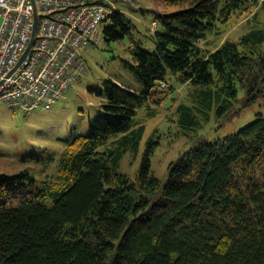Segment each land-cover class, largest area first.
<instances>
[{"label":"trees","instance_id":"obj_1","mask_svg":"<svg viewBox=\"0 0 264 264\" xmlns=\"http://www.w3.org/2000/svg\"><path fill=\"white\" fill-rule=\"evenodd\" d=\"M158 1L162 10L140 9L152 13L156 33H139L120 9L102 29L104 44L141 35L128 65L144 89L112 79L90 87L102 105L88 133L67 140L60 158H25L44 160L43 180L29 169L0 174V264H264V113L233 135L196 138L170 164L165 183L152 172L160 139L146 138L138 119L145 107L173 106V85L158 89L170 79L192 88L176 109L185 131L204 128L212 114L239 113L241 100L246 108L264 99V29L215 50L198 44L253 14L260 0ZM145 138L132 179L121 163Z\"/></svg>","mask_w":264,"mask_h":264},{"label":"rangeland","instance_id":"obj_2","mask_svg":"<svg viewBox=\"0 0 264 264\" xmlns=\"http://www.w3.org/2000/svg\"><path fill=\"white\" fill-rule=\"evenodd\" d=\"M264 0L253 14L240 19H234L226 25H220L219 35H210L198 44L207 49L215 50L227 40H238L242 35L253 29H264ZM118 9L125 8L128 15L136 22L141 33H156L159 24H153L152 13L142 15L140 9L162 10L163 4L158 0H132V2H119ZM134 8L136 10H131ZM138 32V31H137ZM138 33L128 36L124 40L105 43L91 48L84 53L85 72L73 83L66 96L60 99L51 109H39L30 114L21 109H11L0 105V174L14 175L29 169L40 180L47 175L42 170L43 164H38L33 159H25L30 154L44 159L48 154L56 153L60 158L66 148L65 142L75 136L86 134L89 131V120L100 113L102 101L90 91V87H103L107 79L119 82L127 88L141 92L143 83L138 79L128 63L134 64L132 52L133 41H139ZM146 48L153 49L152 42L145 44ZM170 84L174 87L175 103L169 107L167 103L162 108H143L138 119L147 127L148 137L160 139L161 146L157 149L152 159V172L163 183L168 179V168L186 151L195 148L193 142L198 137L224 138L237 133L242 128L254 122L259 113H264V99H258L254 104L241 108L244 96L239 93L240 102L237 110L239 113H230L229 117L217 120L212 114V120L198 131H185L180 128L176 119L177 107L187 100V95L192 91L190 85H179L170 79L165 91ZM158 89H163L160 85ZM172 105V104H171ZM153 109H157L155 113ZM146 138L137 155L128 153L123 159L120 172L134 179L141 166L145 151ZM60 160V159H59ZM49 175H53L57 168V161L50 166Z\"/></svg>","mask_w":264,"mask_h":264},{"label":"built area","instance_id":"obj_3","mask_svg":"<svg viewBox=\"0 0 264 264\" xmlns=\"http://www.w3.org/2000/svg\"><path fill=\"white\" fill-rule=\"evenodd\" d=\"M126 1L0 0V105L26 114L51 109L85 72L84 53L104 44L102 29Z\"/></svg>","mask_w":264,"mask_h":264},{"label":"crops","instance_id":"obj_4","mask_svg":"<svg viewBox=\"0 0 264 264\" xmlns=\"http://www.w3.org/2000/svg\"><path fill=\"white\" fill-rule=\"evenodd\" d=\"M120 10H121L122 12H124L125 14L128 15V12H127V10H126L124 7H123V8H120ZM138 30H139V28H138ZM157 30H158V29H157ZM140 31H141V30H139V33H141ZM139 33H138L137 35L139 36V39H142V38L140 37L141 35H140ZM118 83H119V82H118ZM119 84L122 85L121 83H119Z\"/></svg>","mask_w":264,"mask_h":264},{"label":"water","instance_id":"obj_5","mask_svg":"<svg viewBox=\"0 0 264 264\" xmlns=\"http://www.w3.org/2000/svg\"><path fill=\"white\" fill-rule=\"evenodd\" d=\"M37 26H38V20L36 19L35 27H34V35L36 34ZM33 42H34V38H33L32 42H31V45L33 44ZM31 45H30V47H31Z\"/></svg>","mask_w":264,"mask_h":264}]
</instances>
